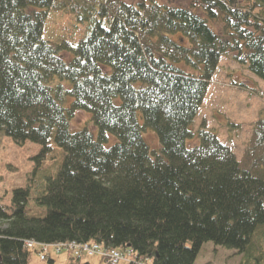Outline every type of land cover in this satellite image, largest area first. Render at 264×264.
<instances>
[{
	"label": "trees",
	"instance_id": "trees-1",
	"mask_svg": "<svg viewBox=\"0 0 264 264\" xmlns=\"http://www.w3.org/2000/svg\"><path fill=\"white\" fill-rule=\"evenodd\" d=\"M77 110L96 138L71 131ZM7 138L39 147L33 175L62 161L41 193L0 205L4 264H29L31 242L246 264L264 230V0H0V150Z\"/></svg>",
	"mask_w": 264,
	"mask_h": 264
},
{
	"label": "rangeland",
	"instance_id": "rangeland-1",
	"mask_svg": "<svg viewBox=\"0 0 264 264\" xmlns=\"http://www.w3.org/2000/svg\"><path fill=\"white\" fill-rule=\"evenodd\" d=\"M124 2L129 3H136L140 0H123ZM149 1V0H147ZM162 4H171V5H178V6H189L190 0H156ZM57 21L62 23L67 21V16H57ZM216 29H222L221 23L214 24ZM54 27L48 28V33L52 34L54 31ZM241 79L244 82L250 84L248 80L242 77L240 74H237V80ZM221 118V123H227V120L224 117ZM216 122L219 124V120L216 119ZM90 130L95 135L98 134V129L94 127L91 123L90 114L85 111L78 112L71 121V128L72 129H80L85 127ZM153 131L150 129L148 133L144 134L146 136V140L150 146H154L156 149H159L160 143L158 138L152 134ZM194 135H197L196 133ZM199 136L190 137L187 140V146L193 147L199 143ZM111 143V142H110ZM152 144V145H151ZM149 146V147H150ZM151 148V147H150ZM39 147L34 144H26L24 146L16 145L11 139L7 138L4 139L1 150H0V204L8 208L10 206V201L12 198V193L17 188H24L27 185L33 186V192L41 193L42 187L44 186L45 177L48 175H53L59 168L61 164V155L59 151H55L53 156H49L45 160V164L43 165L42 171L37 172L33 175V157L37 154ZM152 149V148H151ZM33 179V181H31ZM37 194H32V198H34ZM29 206L32 208H37L34 203L29 202ZM0 225H5L6 223H1ZM253 246L251 247L252 251L249 253L248 260L246 264H264V230L258 229L255 238L253 239ZM56 246V245H53ZM27 249L30 251L31 249L35 248L32 243L26 244ZM66 247H58L52 248L56 252H60L61 250L65 249ZM31 252V251H30ZM124 255H127V259L129 260L128 256L132 253L130 251H124ZM31 253L29 264H46L43 263L42 257L39 253ZM113 257H120V254L113 251L111 253ZM67 254H63L62 256L58 257V261L60 263L66 264ZM84 259V258H83ZM57 261V264L59 262ZM90 261L95 264H102L100 259L98 260L97 257L90 259Z\"/></svg>",
	"mask_w": 264,
	"mask_h": 264
},
{
	"label": "bare ground",
	"instance_id": "bare-ground-1",
	"mask_svg": "<svg viewBox=\"0 0 264 264\" xmlns=\"http://www.w3.org/2000/svg\"><path fill=\"white\" fill-rule=\"evenodd\" d=\"M139 2V1H138ZM137 3V2H136ZM237 74H240L242 77H243V72L241 71V70H232V71H229L228 72V75L231 77V79L232 80H234L235 82H237L239 85H249V86H251L252 84L250 83V84H248V83H246V82H244L243 80H241V79H238L237 80ZM137 85V86H136ZM135 86L136 87H138V86H140V84H136Z\"/></svg>",
	"mask_w": 264,
	"mask_h": 264
},
{
	"label": "water",
	"instance_id": "water-1",
	"mask_svg": "<svg viewBox=\"0 0 264 264\" xmlns=\"http://www.w3.org/2000/svg\"><path fill=\"white\" fill-rule=\"evenodd\" d=\"M0 264H3L1 260H0Z\"/></svg>",
	"mask_w": 264,
	"mask_h": 264
}]
</instances>
